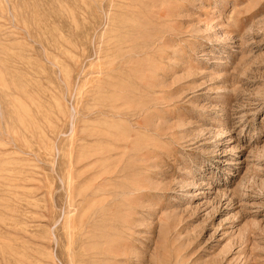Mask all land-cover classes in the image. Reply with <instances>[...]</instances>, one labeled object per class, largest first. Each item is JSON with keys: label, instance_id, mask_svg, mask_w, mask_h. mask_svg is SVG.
Returning <instances> with one entry per match:
<instances>
[{"label": "rangeland", "instance_id": "rangeland-1", "mask_svg": "<svg viewBox=\"0 0 264 264\" xmlns=\"http://www.w3.org/2000/svg\"><path fill=\"white\" fill-rule=\"evenodd\" d=\"M0 264H264V0H0Z\"/></svg>", "mask_w": 264, "mask_h": 264}, {"label": "bare ground", "instance_id": "bare-ground-1", "mask_svg": "<svg viewBox=\"0 0 264 264\" xmlns=\"http://www.w3.org/2000/svg\"><path fill=\"white\" fill-rule=\"evenodd\" d=\"M156 1V0H155ZM150 2V1H149ZM149 2H147V3H149ZM152 2V1H151ZM151 2H150V4H151ZM152 5V4H151ZM117 55V54H116ZM116 55H115V58H116ZM95 56V55H94ZM83 65V64H82ZM117 71V70H116ZM78 78V77H77ZM145 91V90H144ZM133 92V91H132ZM152 92V91H151ZM132 94V93H131ZM134 94V93H133ZM126 106H129L128 104L126 105ZM131 106V105H130ZM116 109H117V107H116ZM119 109V108H118ZM112 110V109H111ZM110 110V111H111ZM131 110H133V109H131ZM140 110V109H139ZM145 111V110H144ZM112 112V111H111ZM124 113V112H123ZM137 113V112H136ZM132 114V113H131ZM114 115V114H113ZM116 116H117V114H115ZM110 116H111V114H110ZM120 116V115H119ZM128 116V115H127ZM115 117V116H114ZM118 118V117H117ZM124 118H125V116H124ZM133 118V117H132ZM136 118V117H135ZM127 119V118H126ZM135 123V122H134ZM148 124V123H147ZM115 125H117V124H115ZM131 127V126H130ZM142 127V126H141ZM145 128V127H144ZM147 128V127H146ZM138 129H140V128H138ZM130 130H132L131 128H130ZM143 130V129H142ZM145 130V129H144ZM134 132V131H133ZM139 132V131H138ZM135 133H136V130H135ZM119 135H120V133H119ZM111 136V135H110ZM113 136H114V134H113ZM126 137V136H125ZM113 138V137H112ZM115 138V137H114ZM123 140V139H122ZM117 141V140H116ZM121 142V141H120ZM133 142V141H132ZM130 145V144H129ZM118 146V145H117ZM116 146V147H117ZM120 146V145H119ZM133 146V145H132ZM134 147H136V146H134ZM115 148V147H114ZM147 148V147H146ZM113 149V148H112ZM148 149V148H147ZM102 154V153H101ZM141 154V153H140ZM131 157V156H130ZM115 158V157H114ZM126 158V157H125ZM129 158V157H128ZM127 158V159H128ZM120 170V169H119ZM118 170V171H119ZM121 171V170H120ZM120 174V173H119ZM113 257V256H112Z\"/></svg>", "mask_w": 264, "mask_h": 264}]
</instances>
